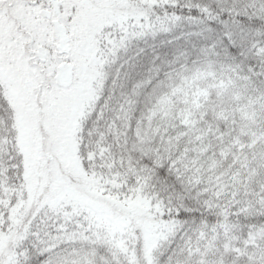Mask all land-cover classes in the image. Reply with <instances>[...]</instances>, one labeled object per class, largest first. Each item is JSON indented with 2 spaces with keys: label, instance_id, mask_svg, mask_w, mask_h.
<instances>
[{
  "label": "snow or ice",
  "instance_id": "obj_1",
  "mask_svg": "<svg viewBox=\"0 0 264 264\" xmlns=\"http://www.w3.org/2000/svg\"><path fill=\"white\" fill-rule=\"evenodd\" d=\"M0 264H264V0H0Z\"/></svg>",
  "mask_w": 264,
  "mask_h": 264
}]
</instances>
